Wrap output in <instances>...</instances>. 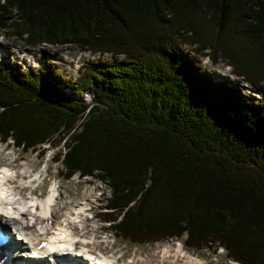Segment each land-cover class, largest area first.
Here are the masks:
<instances>
[{
	"label": "trees",
	"instance_id": "obj_1",
	"mask_svg": "<svg viewBox=\"0 0 264 264\" xmlns=\"http://www.w3.org/2000/svg\"><path fill=\"white\" fill-rule=\"evenodd\" d=\"M0 28L99 53L73 79L1 59V139L64 143L60 172L107 184L97 213L120 239L264 264V0H0Z\"/></svg>",
	"mask_w": 264,
	"mask_h": 264
},
{
	"label": "rangeland",
	"instance_id": "obj_2",
	"mask_svg": "<svg viewBox=\"0 0 264 264\" xmlns=\"http://www.w3.org/2000/svg\"><path fill=\"white\" fill-rule=\"evenodd\" d=\"M4 50L7 51L5 56H7V54L10 55V57L15 56L32 64L38 63V58L42 54H46L48 58L56 62L58 70L61 71L63 69L62 72L70 77L78 74L77 68H80L82 63L89 57H95L99 54L98 52H92L90 48L81 49L73 43L56 45L50 42H41L39 44L30 45L27 44L23 37L13 36L11 32L6 33L5 28H0V53L4 54ZM203 63L208 64V68L218 74V76H222L223 73L229 74V65L224 64L221 59L212 62L210 58L204 56ZM83 96L84 100H88L90 97L89 91L84 93ZM57 136H59V134ZM51 143L49 144L46 142L44 146H40L35 150L34 148L31 150H23L20 146L16 147L13 145L12 140L0 141V164L6 163L9 165V168H11L9 170L12 177L8 185L15 190L21 189L22 194L24 193L25 195L30 196L36 193L40 198L47 195L50 187L55 186L59 196L56 208H62L60 210V215H62L63 210H67L71 200L74 201L70 203V206H72L71 204L79 202V199L83 201V196H86L87 202L84 204V207L86 206L89 209H79V211H77L80 213V220L79 222H73L72 227L77 225L83 227L81 231L86 228V230H88L86 235L92 236V238H88L87 240L93 239L94 237L95 240H93V242L98 243L99 249H101L100 245H103L109 249L107 250L108 253L112 252L116 255L124 254L123 257L119 258L122 261L128 259L136 261V264H147L151 259L160 256L158 255L159 251L166 245L174 249V251L172 250L173 253L171 252L173 255L176 254V256L182 257L178 260L181 262L182 259L185 261L187 260L184 257L187 253V255L191 257L194 256L193 258H197L199 261L198 264H235V262L231 263L229 259H227L221 248H219V250H217V247L214 249L205 248L197 250L193 247L189 248L185 246L182 244V240H168V238L156 242L132 243L126 239L122 240L116 237L111 229L105 232L104 227L99 229L102 223L99 217H97V212L100 206L103 205L106 198L105 196L109 194L107 184L101 179H97L88 174L84 176L71 174L70 177H65L59 170L62 168L61 162L59 160H52L53 151L62 149L61 145L64 143H60L57 147L51 146ZM41 148H44V151L41 152ZM4 165L5 164L1 166ZM59 190L64 193H60ZM104 225H106L105 222L103 223V226ZM10 230L12 232V229ZM178 243H181V247L176 245ZM181 250L184 251L181 253ZM64 259L66 260L68 258ZM160 259L161 257H158V260ZM48 261L54 264L53 257L49 256ZM155 263L159 264V262Z\"/></svg>",
	"mask_w": 264,
	"mask_h": 264
},
{
	"label": "bare ground",
	"instance_id": "obj_3",
	"mask_svg": "<svg viewBox=\"0 0 264 264\" xmlns=\"http://www.w3.org/2000/svg\"><path fill=\"white\" fill-rule=\"evenodd\" d=\"M4 52L6 55L7 51L4 50ZM3 164L5 165L1 166ZM3 164H0V175L4 174L3 177H0V222H3V224L11 222L23 231L20 239H17L13 232V238L9 242V245L16 242L21 245L22 249L30 252V254L40 256L30 257L29 254H27L26 261L24 262H29V264H52L51 261H46L45 259L49 256L63 258L72 254L71 256L73 257L69 256L73 261L72 264H93L92 261L85 260L86 256L80 257L79 254H82V252L92 254L93 252L95 253L96 250H109L103 245H100L101 249H99L98 243L93 242L92 239L87 240L88 238H92V236L86 235L88 232L86 228L81 231L83 227L78 225L72 227L73 222H79L80 220V213L77 211L84 208V204L87 202L86 196H83V201L79 199L80 201L78 200L79 202L71 204L72 206H70V203L74 200H71L67 210H63L62 215H60V210L62 208H56L59 196L55 186L50 187L47 195L43 196V198L38 197L36 194L28 197L24 193L22 194L21 189H16L15 191L8 185L12 177L9 170L11 168H9L8 164ZM9 172L10 175H7ZM59 192L64 193L60 190ZM8 205L12 207L8 208ZM62 232L66 233V235L61 236ZM8 233L12 236L11 232ZM41 239L50 240L51 246L37 250L36 245ZM176 245L181 247V243ZM6 248L9 249L8 246ZM15 250L16 249L11 252H6L4 259L10 263L20 261L22 258L20 255L23 253H18ZM172 250L174 251L172 247L165 245L163 249L159 251L158 255L160 256L156 255L159 258L161 257V259L158 260V257L153 258L151 261L147 262V264H154L155 262H159V264H175V262L176 264H198L199 262L197 258H193L194 256L191 257L187 255V253L184 256L187 259L186 261L183 259L182 262L178 261L181 256H176V254L173 255ZM183 251L184 250H181V253ZM128 262L136 264L134 260H128Z\"/></svg>",
	"mask_w": 264,
	"mask_h": 264
}]
</instances>
